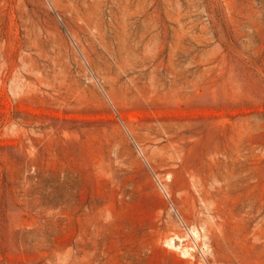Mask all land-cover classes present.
Instances as JSON below:
<instances>
[{
	"label": "rangeland",
	"instance_id": "obj_1",
	"mask_svg": "<svg viewBox=\"0 0 264 264\" xmlns=\"http://www.w3.org/2000/svg\"><path fill=\"white\" fill-rule=\"evenodd\" d=\"M0 264H264V0H0Z\"/></svg>",
	"mask_w": 264,
	"mask_h": 264
}]
</instances>
